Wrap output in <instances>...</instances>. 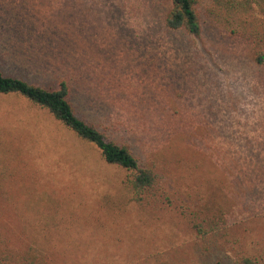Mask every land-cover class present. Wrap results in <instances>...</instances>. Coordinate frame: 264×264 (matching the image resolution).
Returning <instances> with one entry per match:
<instances>
[{
	"label": "rangeland",
	"instance_id": "374dc122",
	"mask_svg": "<svg viewBox=\"0 0 264 264\" xmlns=\"http://www.w3.org/2000/svg\"><path fill=\"white\" fill-rule=\"evenodd\" d=\"M171 6L0 0V71L66 81L159 175L137 201L127 171L0 94V264H264V0H197V37L165 26Z\"/></svg>",
	"mask_w": 264,
	"mask_h": 264
},
{
	"label": "trees",
	"instance_id": "16d2710c",
	"mask_svg": "<svg viewBox=\"0 0 264 264\" xmlns=\"http://www.w3.org/2000/svg\"><path fill=\"white\" fill-rule=\"evenodd\" d=\"M196 5L197 0H172V6L165 17V26L170 30H183L188 35L197 37L200 33V21ZM254 60L256 64H262L264 55L258 54ZM0 94L16 95L45 110L75 138L92 146L105 164L127 171L123 185L131 190L137 201L159 182V175L151 168L141 165L127 147L108 140L94 125L76 114L70 102V88L66 81H61L57 89L51 90L21 78L6 76L0 71ZM198 231L201 232L199 227ZM40 256L38 259L52 258L45 253ZM25 258L30 257L27 254Z\"/></svg>",
	"mask_w": 264,
	"mask_h": 264
}]
</instances>
